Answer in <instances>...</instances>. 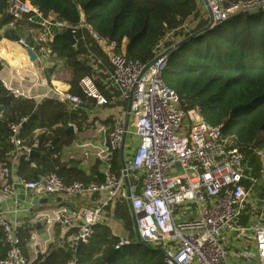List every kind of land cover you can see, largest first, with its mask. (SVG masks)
I'll use <instances>...</instances> for the list:
<instances>
[{
    "label": "built area",
    "instance_id": "obj_1",
    "mask_svg": "<svg viewBox=\"0 0 264 264\" xmlns=\"http://www.w3.org/2000/svg\"><path fill=\"white\" fill-rule=\"evenodd\" d=\"M7 1L12 22L22 21L31 26L33 34L38 32L33 35L35 49L23 38L6 41L17 45L16 51L9 45H0V80L7 90L34 98L37 104L44 98H56L69 109H82L89 102L96 106L109 103L91 76L82 77L78 83L84 98L69 92L71 79L55 85L45 77L49 68L57 69L48 56L51 53L54 59L56 52L46 45L56 33L68 28L75 43L76 34L86 33L100 49L104 64L90 50L88 53L108 73L109 83L117 90L116 98L127 105V111L114 120L106 141L95 152L102 176L97 181L66 183L55 172L41 173L35 180L22 177L17 173L21 159L30 157L33 150L47 147L49 142L41 144L37 139L26 142L20 136L28 115L8 123L12 148L0 160V229L7 249L0 264H32L38 256L49 252L41 248L32 234L31 254L27 255L20 239L22 222L5 217L17 212V201L30 193L58 194L62 201L96 195L95 204L76 209L64 202L48 209L36 210L32 205L26 208L34 213V223L44 229L54 225L63 229L72 254L66 264H77L75 250L89 241L93 226L101 222L105 207L113 200L127 202L136 239L161 248L165 264H264V194L261 198L253 196L252 186L257 179L250 174L245 154L229 146L221 124L207 123L194 108H181L179 96L162 79L170 47L165 42L173 31L157 42L148 61L132 60L113 51L112 45L93 31L83 14L72 24L52 15L43 16L28 1ZM206 2L212 24L222 23L238 13L264 11V0ZM38 26L44 29L51 26L55 31L45 38ZM26 47L36 55L35 61L29 60ZM1 112L0 105V115ZM128 131L136 139L134 152L116 173L112 170L111 156L122 148ZM130 242L120 238L117 247Z\"/></svg>",
    "mask_w": 264,
    "mask_h": 264
},
{
    "label": "trees",
    "instance_id": "obj_2",
    "mask_svg": "<svg viewBox=\"0 0 264 264\" xmlns=\"http://www.w3.org/2000/svg\"><path fill=\"white\" fill-rule=\"evenodd\" d=\"M35 6L43 16L53 15L69 23L79 21L83 14L94 32L104 38L115 52L127 59L148 61L157 42L174 31L187 18L197 15L198 0H23ZM238 0H226V4ZM8 1L0 0V39L17 41L23 38L36 48L31 26L12 22ZM81 35L83 37H81ZM71 45L56 33L46 46L56 52L72 70L69 92L84 98L79 80L90 76V68L78 58L88 46L95 47L86 33L76 34ZM94 48V49H95ZM97 50V49H95ZM167 61L162 70L164 83L179 96L184 110L194 108L211 125H222V133L230 147L242 151L250 162V174L262 176L261 158L264 156V11L238 13L222 23H209L208 17L199 20L183 37L167 48ZM53 68L48 72H52ZM0 160L12 147L8 123L28 115V122L20 129V136L41 144L37 154L21 159L17 173L27 180H35L45 172H55L66 183L88 181L91 174L78 166L61 160L63 147L69 143L65 130L70 124L80 127L87 120L82 110L67 109L56 98H44L37 104L34 98L12 94L0 80ZM112 170L119 171L120 160L114 154ZM96 165V164H95ZM93 174V175H92ZM97 180L101 179L100 174ZM264 193H261L262 197ZM123 223L131 227L129 211L116 210ZM30 228H20L23 250L29 240ZM119 238L109 228L97 223L87 243L74 252L77 264H165L161 248L142 246L137 242L117 247ZM125 247H129L128 252ZM7 245L0 229V258ZM68 244L38 256L32 264H66L72 257ZM138 252V253H137Z\"/></svg>",
    "mask_w": 264,
    "mask_h": 264
},
{
    "label": "crops",
    "instance_id": "obj_3",
    "mask_svg": "<svg viewBox=\"0 0 264 264\" xmlns=\"http://www.w3.org/2000/svg\"><path fill=\"white\" fill-rule=\"evenodd\" d=\"M198 1L204 4L203 0H198ZM206 10L208 11L207 7H206ZM207 14H208V19H209V13L207 12ZM39 28H41L40 34H42L45 38H47L50 34H53V32L55 31V29L52 28L51 26L48 27L47 29H44L42 27H39ZM173 32L176 33V29ZM186 33L182 34L181 36H175V38L170 36L169 39L166 40L165 45L166 46L173 45L180 37H183ZM169 40H171V42L168 43ZM6 41L9 42L10 40L1 38L0 45L3 47L9 45L13 48L14 51L19 49L17 45H16L17 48H15L16 47L15 45H13L12 43L9 44ZM94 48L90 46L85 48L86 51L83 54H80L78 59L83 64L89 66L90 76L94 79L99 90L110 101L105 106H96L93 103L89 102L88 105H86L84 108L82 109L77 108V110H82L87 113V120L85 123L81 124L80 127H77L73 124L69 125L73 127V131L70 132L72 134L69 136V143L63 147L61 160L66 163L73 164L72 166H78L80 169L90 174H91V170L95 168L94 166H96L95 170H97L96 171L97 173H95L94 175L92 174V175L94 176L93 180L97 181L96 177L98 174H100L101 176V170H100V160H98L97 157L95 156V152L106 141L107 133L110 129V126L114 122V120L126 115L127 105L121 100L116 98V94H117L116 88L109 83L108 73L104 71L103 67L97 62V60L100 59L102 61V64H104L105 57L101 53L99 48L98 49L95 48L97 50H95ZM88 50H90L92 53H94L97 56V60L94 59L92 61V58H94V55L91 57L90 53H88ZM52 68L54 71L55 68L54 67ZM70 74L72 75V72ZM2 76H6V74L2 73ZM67 80H69V78ZM62 82L63 81H60L59 83L61 84ZM41 90L42 89L35 88V91H41ZM36 98H38V96H36ZM42 100L43 99H41L39 103ZM67 109L69 108L67 107ZM69 110H72V109H69ZM88 124L90 125L88 126ZM69 134H66V135H69ZM125 138H124V144L121 149L124 162L131 159L132 154L134 152L135 144H136V142L134 144L125 143ZM68 146H71L72 148ZM74 146H79L81 149L80 148L74 149ZM64 150H67V152H64ZM64 153L65 154L67 153L68 157L76 158L78 161L68 162V159H67L68 157L65 158ZM82 154L85 155L86 158L89 157V159L88 160L85 159ZM114 154H117L120 160V150H118L117 152L116 151L113 152L111 156V160ZM80 157L82 158L81 160H79ZM90 159L92 160L93 163L89 162L91 161ZM88 163H92L90 168L88 167V165H90ZM121 164L122 163L120 160V167H121ZM88 178H89L88 180H91L90 175ZM62 199L63 197L58 194L43 196V195H37V194L30 193L24 197L21 196V198L17 201V204H16L17 212L6 214L5 217L6 219H9L12 221H15V220L21 221L22 222L21 225L23 229L30 228V235L35 234L36 242L40 243L41 248L49 249V251L57 247L62 248L66 246V244H68L67 236L65 232L63 231V229L58 225H54L48 230H46L40 224L34 223V220L32 217L34 214L33 212L26 211L27 210L26 208H28L30 205L34 206L36 210L37 209H48V208H42L40 206L42 204H50L49 208H51L53 206L58 205L60 202H64L67 205H69L71 208L76 209L77 207L81 205L95 204L94 202L96 201V195H93L91 197L86 196V197L73 198V199L69 198L63 201ZM125 208L130 213L129 219L131 222L132 215L128 207V204L127 202L120 201V200L118 201L113 200L108 206L105 207L104 213H103V216L100 222V224H103L109 228L111 235H115L119 239L125 238L126 232L131 228V227L126 226L123 223V220L119 214H116V210L123 211ZM134 236L135 238L132 237L134 240L132 241L130 240V241L139 243V241L136 239V234ZM31 246H32V243H31L30 236H29V240L26 243L25 249H24V252L27 255L31 254Z\"/></svg>",
    "mask_w": 264,
    "mask_h": 264
},
{
    "label": "rangeland",
    "instance_id": "obj_4",
    "mask_svg": "<svg viewBox=\"0 0 264 264\" xmlns=\"http://www.w3.org/2000/svg\"><path fill=\"white\" fill-rule=\"evenodd\" d=\"M207 12L208 11L206 10V6L202 2L198 1V13H197V15H193V16L187 18V20L184 23H182V25L179 26L176 29V33L173 32L172 37L175 38V36H181L182 34L188 32L190 30V28H192L199 20H201V21L202 20H205L208 17ZM37 33L38 32L35 31V34H37ZM169 42H171V40H169L168 43ZM48 56L51 57L52 60H54L57 69L54 70V71H52V72H49V73L47 72L45 74V77L47 78V80L49 82H53L55 85H57L60 81H69L67 79L68 78L69 79L71 78V74H70L71 73V70L67 67V65L64 63V61L59 60L58 58H54L53 59L51 53H48ZM89 125L90 124H88V126ZM135 142H136V140H135L134 135L130 131H128L127 134H126L125 143H127V144H129V143L134 144ZM68 147H71V146H68ZM78 148H80V147L79 146H74V149H78ZM64 152H67V150H64ZM94 152H95V150H94ZM64 157L65 158L68 157L67 153L64 155ZM83 157L85 159H87V160L89 159V157L86 158L85 155H83ZM67 159H68V162L78 161L76 158H73V157H68ZM81 159L82 158L80 157L79 160H81ZM89 162H92V160L89 161ZM92 163H88V164H90V165H88L89 168L92 165ZM252 188H253V196H255L256 198H261L259 194L264 193V177L263 176L259 177L257 179V182L254 184V186H252ZM49 206H50V204H42L40 207H42V208H49ZM131 222H132L131 223V228L128 230L129 232L128 231L126 232L125 238H127V239H129V240L132 241V240H134L132 237L135 238V236H134L135 233H134V224H133V220L132 219H131ZM142 247L143 246H140L139 247V250H142ZM125 249L128 252L129 247H125Z\"/></svg>",
    "mask_w": 264,
    "mask_h": 264
},
{
    "label": "water",
    "instance_id": "obj_5",
    "mask_svg": "<svg viewBox=\"0 0 264 264\" xmlns=\"http://www.w3.org/2000/svg\"><path fill=\"white\" fill-rule=\"evenodd\" d=\"M203 2H204L205 5L207 4L206 0H203ZM208 13H209V11H208ZM209 23H212V19L210 17V13H209ZM58 34L61 35L62 37H64L71 45L75 44V38H74L73 34L71 33L70 29L64 28V29L60 30ZM25 50H26V53H27V55L29 57V60L30 61H35L36 60V55L30 49V47H26ZM72 131H73V127L69 126L65 130V134H69ZM121 149H120V160H121V163L123 164L124 161H123L122 150ZM37 153H38V151L33 150V151L30 152L29 155L31 156V155H35ZM261 164H262V173H264V156L261 158ZM247 166L250 167V162L249 161L247 162ZM139 244L142 245V246H146L148 248L151 247L149 244H146V243H143V242H139Z\"/></svg>",
    "mask_w": 264,
    "mask_h": 264
},
{
    "label": "bare ground",
    "instance_id": "obj_6",
    "mask_svg": "<svg viewBox=\"0 0 264 264\" xmlns=\"http://www.w3.org/2000/svg\"><path fill=\"white\" fill-rule=\"evenodd\" d=\"M15 46H16V45H15ZM15 48H17V46H16Z\"/></svg>",
    "mask_w": 264,
    "mask_h": 264
}]
</instances>
